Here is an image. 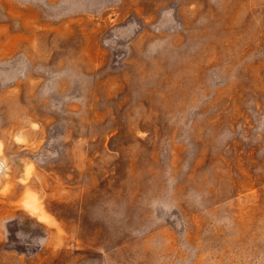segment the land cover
<instances>
[{"label":"rangeland","instance_id":"obj_1","mask_svg":"<svg viewBox=\"0 0 264 264\" xmlns=\"http://www.w3.org/2000/svg\"><path fill=\"white\" fill-rule=\"evenodd\" d=\"M0 264H264V0H0Z\"/></svg>","mask_w":264,"mask_h":264},{"label":"bare ground","instance_id":"obj_2","mask_svg":"<svg viewBox=\"0 0 264 264\" xmlns=\"http://www.w3.org/2000/svg\"><path fill=\"white\" fill-rule=\"evenodd\" d=\"M28 202H30V201H28ZM31 203V202H30ZM36 208V207H35ZM46 216V215H45Z\"/></svg>","mask_w":264,"mask_h":264}]
</instances>
